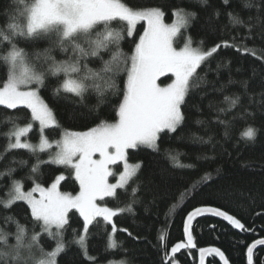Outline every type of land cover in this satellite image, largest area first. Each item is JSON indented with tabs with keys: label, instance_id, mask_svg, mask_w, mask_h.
Masks as SVG:
<instances>
[{
	"label": "snow or ice",
	"instance_id": "snow-or-ice-1",
	"mask_svg": "<svg viewBox=\"0 0 264 264\" xmlns=\"http://www.w3.org/2000/svg\"><path fill=\"white\" fill-rule=\"evenodd\" d=\"M200 4H207L208 0H197ZM227 4L228 0H224ZM244 7L251 8L250 2ZM264 9V0L257 6L258 12ZM8 23L0 28V62L7 68L6 81L0 86V106L8 110L18 108L30 112V120L20 124L19 117L9 116L7 123L12 127L5 135L8 144L4 153H0V160L5 154L13 150L24 149L36 157V163L31 168L29 179L33 187L25 191L21 180L13 179L6 193V199H0L5 209L14 204L23 202L30 209L34 228L29 230L21 225L12 216H6L5 222L16 225L15 233L6 232L0 227V264H58L59 257L66 253L68 244L65 242V233L70 224V213L76 212L82 219V228L79 234L73 235L72 244H75L90 264H96L95 258L88 254V237L90 228L102 226L106 230L110 226V233L106 250L118 248L115 233L118 231L114 217L123 213H132V204L138 191V185L127 192L128 186L138 176L142 163H129L127 152L129 149L145 147L158 151V141L161 134L177 133L185 122L184 107L195 82L201 80L198 69L206 61L214 57L221 48H235L238 52L251 53L257 59L264 60V56H257L255 49L244 47L241 49L235 43L227 40L203 49L193 47L190 36H185L183 47L177 49L174 43L177 37L186 32L191 22L196 18L195 12L185 9L173 11L174 20L168 24L164 22V12L159 8L135 9L124 0H10L5 11ZM218 17L220 13L217 11ZM230 22L235 25L252 26L238 16L228 13ZM251 19V17L249 18ZM259 19V16L257 17ZM145 22L147 27L135 44L131 55L123 52L121 42L132 37L136 25ZM120 27H113V24ZM36 42L48 40L50 47L43 52L34 53L37 60L43 59L46 69H40L31 63L29 54L19 46V41ZM70 55L66 59L57 60L53 51ZM108 52L110 57L103 60L101 53ZM99 58L102 68L94 70L88 66L90 58ZM217 67H220L218 64ZM171 74V83L160 86L157 81L161 76ZM126 75L123 90L116 83V77ZM48 76L60 78L53 88V95L60 97H79L91 88L98 96L103 97L106 92L119 94L122 91V101L118 106V120L114 123L101 121L88 131H64L60 139L52 142L45 134L49 128L59 127L53 110L41 99L39 88L45 86ZM232 83V81H230ZM243 87L248 88V81ZM35 85L36 87H33ZM264 98V92H261ZM104 101L101 100L100 103ZM225 108L216 109L217 113L227 114L241 104L239 95L225 96ZM211 108L212 105L210 104ZM264 108V99L261 101ZM248 116L253 114L246 113ZM241 117L234 116L233 119ZM225 126V136L230 135L233 126L231 121L220 120ZM203 123V121H197ZM38 124L39 141L31 143L27 137ZM257 129L248 126L243 133L247 143H255ZM54 149V150H53ZM48 154L47 160L40 159V153ZM98 155V158H94ZM169 159L175 167H193L182 165L178 154L169 153ZM15 163V161H13ZM21 165L27 161H20ZM122 164V171L115 182L109 178L114 176L112 165ZM42 164H51L71 169L75 181L79 184V193L72 195L59 190L62 181L67 177L63 174L55 178L50 187L41 186L36 175L39 174ZM15 171L8 168L0 172V178L11 176ZM210 179V174L202 178V183ZM125 192L133 197L131 202L121 207H108L98 203L106 198L117 199L118 192ZM39 193V198L36 197ZM221 217L234 228L244 230L245 226L233 216L216 207H196L188 215L193 217L203 214ZM39 226V232L35 226ZM119 231L128 232L127 229ZM185 232H188L187 225ZM132 236L131 232H128ZM42 236L53 242L51 250H45L41 245ZM164 240L163 235L160 236ZM14 241V242H12ZM188 244L192 245L191 236ZM264 246V239H256L255 243L247 247V264H253L254 249ZM184 245L177 244L171 249L175 254ZM214 253L224 264H228L223 252L216 248L200 250V264H204V253ZM167 258V253H165Z\"/></svg>",
	"mask_w": 264,
	"mask_h": 264
},
{
	"label": "trees",
	"instance_id": "trees-1",
	"mask_svg": "<svg viewBox=\"0 0 264 264\" xmlns=\"http://www.w3.org/2000/svg\"><path fill=\"white\" fill-rule=\"evenodd\" d=\"M250 2L253 7H244ZM124 3L135 8H159L164 12V21L168 24L174 20L175 9H185L195 12L196 18L186 32L178 37V47L184 44L185 36H190L193 46L208 49L221 41L235 43L243 49H255L257 56H264V9L259 12L257 6L261 0H208L207 4H200L197 0H124ZM10 0H0V28L8 23L5 11ZM220 15L217 17L216 12ZM238 16L245 25H233L228 13ZM259 16V19L257 17ZM251 17V19H249ZM113 27H120L114 23ZM145 30V24L136 26L132 37L121 42L123 52L131 55L135 44ZM19 46L29 54L31 63L40 69H46L43 59L37 60L34 53L43 52L50 47L48 40L36 42L19 41ZM7 45L0 48L3 51ZM68 54L58 49L52 55L57 60L66 59ZM103 60H108L110 53L102 52ZM220 67H217V65ZM88 66L94 70L102 68L99 58H90ZM201 80L195 83L184 107L185 122L177 133L161 134L158 141L159 150L153 151L145 147L128 151L129 163H142L138 176L128 186L127 192L138 185V191L132 204V213H123L114 217L118 231L115 239L118 248L106 250L110 226L106 230L102 226L90 228L88 237V254L95 258L96 264L123 262L124 264H200V250L216 248L223 252L228 264H247V247L255 243L256 239H264V108L261 107L264 92V60L257 59L251 53L238 52L235 48H221L214 57L206 61L198 69ZM7 68L0 62V86L6 81ZM60 78L48 76L45 86L39 88V95L53 110L59 127L45 130V134L52 142L60 139L64 131H88L101 121L114 123L118 120V106L122 101V91L119 94L106 92L103 97L96 91L89 89L81 101L79 97L68 94L60 97L53 95V88ZM170 78L162 80V85L170 82ZM232 81V83H230ZM248 81V88L243 87ZM126 75L116 77V83L123 90ZM239 95L241 104L226 115L217 113L216 109L225 108V96ZM103 100V103L100 101ZM212 105L210 108L209 105ZM250 112L253 115L248 116ZM9 116L19 117L18 122L25 124L30 120L27 109L18 108L8 110L0 106V153L8 144L5 135L12 127L7 123ZM228 120L232 122L230 135L225 136V126L218 122ZM234 116L241 118L233 119ZM203 121V123H197ZM248 126L257 129L255 143H247L242 137ZM38 124L27 139L36 144L39 141ZM169 153L178 154L182 165L193 167H175L169 159ZM41 160H47L48 154L40 153ZM27 161L21 165L20 161ZM15 161V163L13 162ZM36 163V157L27 150H13L5 154L0 160V172L8 168L15 171L11 176L0 178V199H6L13 179L23 182L24 190H30L34 185L29 179L31 168ZM116 174L120 173L122 164L116 166ZM63 174L67 178L61 182L59 190L72 195L79 193V184L75 181L71 169L42 164L37 182L47 188L55 182V178ZM210 174V179L202 183V178ZM118 198H108L100 201L108 207H121L131 202L133 197L121 191ZM196 207H216L238 219L244 230H237L226 220L211 214L197 215L191 221L188 215ZM70 224L65 233L68 244L66 253L58 259V264H90L81 250L72 244L73 235L79 234L82 219L76 212L70 213ZM6 216L15 220L29 230L34 228L30 209L23 202L5 209L0 204V227L6 232L15 233L16 225L5 222ZM188 232H185V226ZM127 229L132 233L119 231ZM39 232V226H35ZM165 237L164 240L160 236ZM191 236L192 245L188 244ZM14 242V241H12ZM41 245L45 250L53 248V242L42 236ZM177 244L184 245L175 254L171 249ZM167 253V258L165 257ZM205 264H224L219 256L209 253ZM253 264H264V246L254 252Z\"/></svg>",
	"mask_w": 264,
	"mask_h": 264
},
{
	"label": "rangeland",
	"instance_id": "rangeland-1",
	"mask_svg": "<svg viewBox=\"0 0 264 264\" xmlns=\"http://www.w3.org/2000/svg\"><path fill=\"white\" fill-rule=\"evenodd\" d=\"M164 22H165V21H164ZM140 23H144V24H145V28L147 27V25H146L145 22H140ZM140 23H138V24H140ZM165 23H166V22H165ZM138 24H137V25H138ZM137 25H136V26H137ZM178 37H179V36H178ZM178 37H177V39H176V41H175V43H174V46H175L177 49L181 48V47H178V46H177V43H178ZM184 42H185V39H184ZM192 46H193V45H192ZM182 47H183V46H182ZM193 47H194V46H193ZM170 76H171L170 73H169L168 75L161 76L160 79L157 81V83L160 84V86H162V87H163V86H166L168 83H171V80H170V82H167L165 85H162L161 82H162L163 79L168 78V77H170ZM33 87H36V86L33 85ZM38 94H39V93H38ZM46 130H47V129H46ZM31 143H32V142H31ZM33 144H34V143H33ZM53 150H54V149H53ZM129 150H130V149H129ZM129 150H128V151H129ZM94 158H98V155H97L96 157H94ZM127 158H128V152H127ZM119 164H120V163H117V164L111 166L113 172L115 173V175L109 178V181H110V182H115V181H116V179H117L119 173L116 174V169H115V168H116V166L119 165ZM36 197L39 198V193H36ZM106 199H108V198H106ZM99 202H100V201H98V203H99ZM230 225H231V224H230ZM231 226H232V225H231ZM232 227H233V226H232ZM235 229H237V228H235ZM237 230H240V229H237ZM109 264H124V263H123V262H112V263H109Z\"/></svg>",
	"mask_w": 264,
	"mask_h": 264
},
{
	"label": "water",
	"instance_id": "water-1",
	"mask_svg": "<svg viewBox=\"0 0 264 264\" xmlns=\"http://www.w3.org/2000/svg\"><path fill=\"white\" fill-rule=\"evenodd\" d=\"M259 247H262V246H257V248L256 249H254V252L259 248ZM209 255V252H205L204 253V264H205V260H206V257ZM224 262V261H223Z\"/></svg>",
	"mask_w": 264,
	"mask_h": 264
},
{
	"label": "flooded vegetation",
	"instance_id": "flooded-vegetation-1",
	"mask_svg": "<svg viewBox=\"0 0 264 264\" xmlns=\"http://www.w3.org/2000/svg\"><path fill=\"white\" fill-rule=\"evenodd\" d=\"M224 263V262H223Z\"/></svg>",
	"mask_w": 264,
	"mask_h": 264
}]
</instances>
